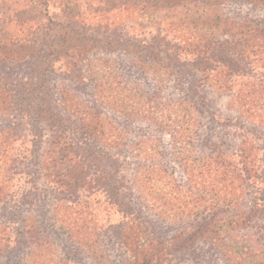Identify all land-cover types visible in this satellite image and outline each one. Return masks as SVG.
Masks as SVG:
<instances>
[{"label":"rangeland","instance_id":"rangeland-1","mask_svg":"<svg viewBox=\"0 0 264 264\" xmlns=\"http://www.w3.org/2000/svg\"><path fill=\"white\" fill-rule=\"evenodd\" d=\"M87 1L90 29L133 46L92 47L74 70L53 63L47 87L79 153L64 177L50 154L67 147L17 102L44 22L10 29L29 43L12 47L16 64L0 63L5 90L18 94L0 117V264H264V7L160 0L133 12L122 0ZM22 7L37 16L32 0ZM86 130L109 153L95 164L81 158ZM220 151L246 179L237 200L254 206L252 222L209 190L223 179L212 167ZM243 153L255 176L241 172ZM202 190L205 204L195 201ZM226 215L235 227L214 226ZM205 224L212 234L194 229Z\"/></svg>","mask_w":264,"mask_h":264},{"label":"trees","instance_id":"trees-1","mask_svg":"<svg viewBox=\"0 0 264 264\" xmlns=\"http://www.w3.org/2000/svg\"><path fill=\"white\" fill-rule=\"evenodd\" d=\"M24 1L26 0H0V63L10 62L16 64L19 59L16 58V54L12 52V47H19L18 44L22 46L24 45L23 43L28 45L29 43V41H27L26 38L24 39L22 35L10 32V29H14L15 27L14 23H17L18 25H25L27 27V24H31L32 22L34 24L42 23L41 21L44 22V25L42 24V29H44V31L40 32L35 39H38L39 46H34L36 50H32L30 52V57L33 58V62L36 60L38 61V65H36V73H31V75L25 77L24 82L21 84L22 89H16V93L20 96V101L17 102H20L23 105L22 109L25 114L24 117H27L28 121L32 122L34 127L40 125L41 123L50 126L53 132L55 146H58L60 142H62V145L67 147L60 149V153L59 150L55 151L56 156L54 157L50 154L51 160H58L61 162V165H63V167H58L57 169L60 176L64 177L66 176V173H70L71 169L69 168V164H71L75 158L78 157L79 153L76 148H74L76 145L68 141L69 137L67 135L70 132L69 119H67L65 113H63L58 105H56L53 94L51 93V90L49 92L47 87V79L50 75L53 63L55 61L65 60L68 64L67 66L71 70H74L75 67L78 68L79 58L92 47L98 46L113 50L119 46L132 48L133 45H125L118 43V41L115 40L108 41V39H103L104 37H102L105 36L106 33H97V29H90L86 20L89 19L88 11L92 10V6L90 3H83V0H32L37 13V16L32 18L27 17L31 10H27L22 7ZM159 1L160 0H122L121 3L125 6L124 10L133 8L134 12L135 10H144L149 5L155 4ZM217 1L218 0H214V3ZM242 1L247 4H255L264 7V0ZM87 2L99 4L101 0H88ZM120 6L121 5L117 4L112 8H120ZM96 11L101 12L99 8ZM195 41L197 44L209 42L207 41V38L205 39V37L200 39L196 38ZM195 50L197 49H193V52H196ZM236 69L238 72V68ZM7 82V79L0 78V117L7 115V106L11 102L10 100L18 95H10L9 91H6ZM91 131L92 130H90V132ZM88 132L89 131L86 130V132L83 131L82 134V137H84L82 140L84 142L80 145H84L85 148L83 149L81 158L83 157V161L88 160L89 162H94L95 164L97 160L101 159L103 156L107 157L109 153L104 150L102 151L100 146L96 145V147H94V145L90 143L89 138L86 137ZM110 156L112 155L110 154ZM212 158H214V155ZM230 160V157L225 152L220 151L215 155V160H212V167L214 168L216 174L218 172L221 173L220 176L223 177V179L216 181L215 184H211L209 190L215 191L217 195H227L229 198L233 199V201L231 200L227 204L229 207L224 209V212L229 213V210L232 211L233 207V211L237 215L240 213L243 214L244 212L246 213V215L241 216L246 218L242 219L243 222H252L253 217L251 216V212L253 211L252 208L254 206L248 208V211H242L241 208L243 207V202L242 200H237V198H239V195L237 194H241L243 192L246 179L242 178V176L238 173L239 170L236 169L237 167L235 166V163ZM252 161L253 160H250L245 153L241 156L240 163L244 166V169H241V172L248 177L251 176V174L255 176L256 167ZM65 162H67L68 165H66ZM52 166H54L52 163H47V167L49 169L55 168V166ZM199 168L191 170H200ZM187 173L190 184L192 177L195 175L189 171ZM227 176L228 178H226ZM203 193L204 190H202V195H198V197L195 195L197 198L195 200L196 202L203 204L208 202L203 199L205 196ZM190 196L194 198V196ZM212 204L213 206H220V204L216 201H212L211 204L209 202L207 205L211 206ZM134 216L135 214L133 213V217ZM221 220V223H219L220 221H216L214 226L218 227L219 224H223L225 227H229L231 225L235 227L239 218L228 220L226 215L222 216ZM204 221L207 222V218L204 219ZM205 225L203 227L196 225L194 229L199 231L201 228L202 230L206 228L204 232L207 231V234H212L213 231H209L207 227L213 226L207 224L205 227ZM240 226L241 225H238V227ZM213 229L215 230L216 228ZM180 237V234L177 235L171 240V242L182 243L184 239H180ZM206 239H211V237ZM182 245L184 246V243ZM153 252L156 254L154 250Z\"/></svg>","mask_w":264,"mask_h":264}]
</instances>
